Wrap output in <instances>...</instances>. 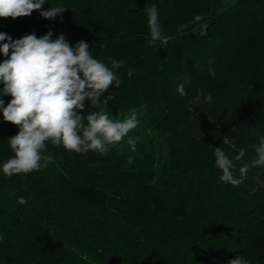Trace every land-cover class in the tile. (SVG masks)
<instances>
[{
    "label": "trees",
    "instance_id": "1",
    "mask_svg": "<svg viewBox=\"0 0 264 264\" xmlns=\"http://www.w3.org/2000/svg\"><path fill=\"white\" fill-rule=\"evenodd\" d=\"M151 5L167 44H149ZM56 6L66 10L50 20L35 10L0 18V33L51 31L86 42L110 69V58L123 61L119 88L77 112L135 113L138 124L105 155L46 142L38 170L9 177L19 129L0 110V264H264V166L233 186L214 156L222 148L239 178L264 138V0H46L42 10Z\"/></svg>",
    "mask_w": 264,
    "mask_h": 264
},
{
    "label": "clouds",
    "instance_id": "2",
    "mask_svg": "<svg viewBox=\"0 0 264 264\" xmlns=\"http://www.w3.org/2000/svg\"><path fill=\"white\" fill-rule=\"evenodd\" d=\"M46 0H0V18H18L39 11L44 19H54L62 14L66 7L56 6L42 10ZM149 27V44L159 42L167 44L162 36L159 12L156 5L146 8ZM0 54L7 57L0 63V82H3V95L11 96L4 106L0 99L3 119L18 127L16 135L9 139L14 155L2 166L6 176L27 174L38 170L44 159L46 142L63 146L67 151L86 153L98 152L105 155L110 146L119 144L127 134L137 127L135 113L123 120L114 121L105 111L90 112L86 118L77 110L85 108V101L98 108L102 94L113 84L119 88L120 80L115 70L124 66L123 61L111 59V69L103 62L93 58L89 45L78 42L70 46L63 34L55 40L49 31L41 38L35 34L26 35L15 41L5 33H0ZM10 53V55H9ZM132 69L128 70L131 76ZM211 76L214 70L209 69ZM177 92L183 96L184 84L177 86ZM211 95L205 96L210 102ZM86 119L87 123H84ZM132 151L136 150V141H127ZM256 159L239 168V178L234 177V164L225 151L215 147V165L222 172L221 182L238 186L246 178L250 167L264 166V138L254 146ZM245 155L241 148L235 160ZM48 156L47 159H51ZM132 161L129 160V163ZM18 203L26 204L24 197ZM228 264H250L243 257L235 256Z\"/></svg>",
    "mask_w": 264,
    "mask_h": 264
}]
</instances>
